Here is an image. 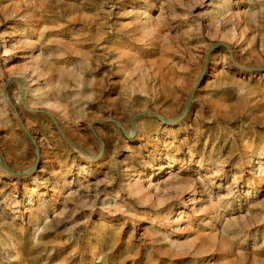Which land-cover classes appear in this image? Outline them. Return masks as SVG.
<instances>
[{
    "label": "rangeland",
    "instance_id": "374dc122",
    "mask_svg": "<svg viewBox=\"0 0 264 264\" xmlns=\"http://www.w3.org/2000/svg\"><path fill=\"white\" fill-rule=\"evenodd\" d=\"M0 264H264V0H0Z\"/></svg>",
    "mask_w": 264,
    "mask_h": 264
},
{
    "label": "bare ground",
    "instance_id": "6f19581e",
    "mask_svg": "<svg viewBox=\"0 0 264 264\" xmlns=\"http://www.w3.org/2000/svg\"><path fill=\"white\" fill-rule=\"evenodd\" d=\"M170 166H171V165H170ZM160 167H161V168H163V167H164V165H163V166H160ZM160 167H159L158 169H161ZM169 173H170V172H169ZM136 181H137V179H136Z\"/></svg>",
    "mask_w": 264,
    "mask_h": 264
}]
</instances>
